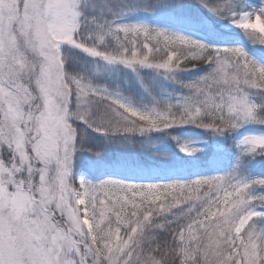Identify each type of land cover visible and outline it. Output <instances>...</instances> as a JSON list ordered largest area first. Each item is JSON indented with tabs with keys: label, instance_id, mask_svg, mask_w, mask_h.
I'll return each mask as SVG.
<instances>
[{
	"label": "snow or ice",
	"instance_id": "6c2138e0",
	"mask_svg": "<svg viewBox=\"0 0 264 264\" xmlns=\"http://www.w3.org/2000/svg\"><path fill=\"white\" fill-rule=\"evenodd\" d=\"M0 264H264V0H0Z\"/></svg>",
	"mask_w": 264,
	"mask_h": 264
}]
</instances>
